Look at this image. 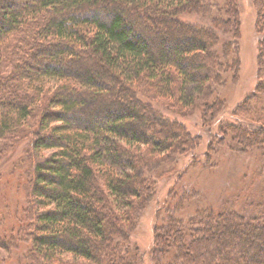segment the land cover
Returning a JSON list of instances; mask_svg holds the SVG:
<instances>
[{
  "label": "trees",
  "instance_id": "obj_1",
  "mask_svg": "<svg viewBox=\"0 0 264 264\" xmlns=\"http://www.w3.org/2000/svg\"><path fill=\"white\" fill-rule=\"evenodd\" d=\"M211 2L219 8L208 0H0V184L10 188L11 174L20 172L26 197L10 237L16 247L30 241L28 264H141L133 230L153 193L147 156L200 140L179 119L187 86L198 83L193 99L212 94L202 114L210 128L224 109L242 108L217 94L222 70L232 65L223 52L239 41L214 28L240 22L241 4ZM252 2L260 14V77L245 107L263 124L224 116L215 129L226 131L223 139L211 128L220 144H244L241 130L264 134V0ZM163 26L192 34H161ZM50 78L58 81L55 88L47 87ZM259 141L256 168L264 176ZM124 164L137 171L119 170ZM200 206L192 215L176 211L158 220L153 264H183V255L199 264H264V202L248 216L227 205Z\"/></svg>",
  "mask_w": 264,
  "mask_h": 264
},
{
  "label": "rangeland",
  "instance_id": "obj_2",
  "mask_svg": "<svg viewBox=\"0 0 264 264\" xmlns=\"http://www.w3.org/2000/svg\"><path fill=\"white\" fill-rule=\"evenodd\" d=\"M208 1L212 4L211 0ZM217 1L222 4L226 0ZM234 1L241 4V11L238 15L240 22L229 19L223 25L216 24L214 28L221 35H223L222 33H226L230 37L233 35L239 41V46L235 47V50L232 48L231 51L223 52L225 59L229 57L232 65L231 68L226 67L222 70L224 74L223 84L219 83L218 85L216 81H213V83L218 85L217 94H221L226 99V105L235 108L239 103H242V108L237 113L229 110L228 112L226 111L227 108L224 109L223 113H221L222 115H219L218 120L211 126L213 131L224 116L228 118L239 116V118H243L251 123H260L254 117L248 115L249 107H245L246 100L255 91L260 77L257 69L260 35L256 27L260 14L256 12L253 6V0ZM212 7L215 9V7H218V4L214 3ZM195 13V16L200 15V12ZM188 18L186 22L190 21L189 19L193 18V16ZM170 28L163 26V28L159 29V33L166 35L170 32L177 34L184 32L186 36L192 34L185 29H181L183 30L182 32L180 29ZM206 39L207 41H211L210 37ZM216 42L214 40V43ZM46 81L48 88H55L57 86L58 81L56 79L50 78ZM75 83L79 84L78 81ZM197 87L198 83L195 82L187 86L186 97L183 98V107L180 103L177 108L180 110V114L184 115L182 118H179L181 119L180 123L183 124L193 137H200V140L194 143H187L184 140L182 144L185 145H181V147L175 146L174 149H169L160 155L148 154L147 156L149 169L146 170L145 175L148 177V180L151 179L149 184L153 188V193L146 197L144 209L137 213L138 219L133 230V241L139 245L140 251L143 254L141 264H153L151 254L153 242L156 240L155 229L159 219L163 221L164 218L175 214L176 211L178 214L192 215L195 213L193 208L209 204L216 209L225 207L226 205L231 206L242 213L246 212L244 214L248 216V214L252 213L251 209L254 206L256 208L258 204L264 202V176H260L259 170L256 168L257 164H260V159L255 152V147L262 143L259 139H264V134H257V131L241 130L240 135L245 138L244 144L242 142L234 145H229L226 142L220 144L219 140L216 141L213 138V131L210 126H206V120L203 119L202 115L205 112V103L209 102V104H213V100L210 98L212 94L208 95L206 91L204 95L201 94L196 99H193L197 95ZM167 99L165 98L164 100L166 101ZM188 100H192L195 105L192 107L191 104H186ZM89 101L91 103L92 99ZM170 110L176 111L175 108H170ZM166 112L172 114L170 111ZM138 113L140 119L145 118V113L141 111H138ZM212 113V118L215 119V116L217 117V114H219V110L215 107ZM135 124L141 127L140 121H135ZM262 124L260 123L259 125ZM216 131L222 135V139L225 137L226 131L222 132L218 129ZM106 144V141H103L102 151H104ZM137 145L135 144L134 146ZM143 148L144 150L146 149L144 146ZM19 149L20 146H17L14 152L10 151L8 157L12 156L11 160L16 159L15 157L18 156ZM49 153L47 152L46 154ZM206 155H209V157L205 159ZM2 158L4 159V156ZM106 161V163L112 162L110 159ZM124 165H120L119 170L125 171L129 167L128 169H131L130 173L137 171L130 165ZM1 166L2 163H0V170ZM11 171L12 168L9 173ZM139 172L141 171L139 170ZM19 173L17 171L14 175L11 174V178L9 179L14 186L6 188L3 182L0 184V264H28L26 250L32 245L27 240L28 243L22 241L20 246L16 247L14 242H11L10 237L11 230L15 227L19 216L22 214L23 208L21 205L26 197V189L20 187L17 179ZM180 193L186 197L183 202L180 201ZM177 203L186 204L183 205V208H177ZM246 210L249 211L247 212ZM247 216L244 220H247ZM249 219L254 220L252 218ZM237 220H240V218ZM171 234L176 235V231L169 233V235ZM178 236L180 239L183 238L181 234ZM245 236L249 240L254 239L253 243L257 244L258 239L254 235L245 234ZM176 245L177 239H175L172 247L174 248ZM259 249L262 250L260 247ZM248 252L251 258H259V255L252 248ZM199 261L201 259L194 261L193 255H183L180 260L183 264H199Z\"/></svg>",
  "mask_w": 264,
  "mask_h": 264
}]
</instances>
